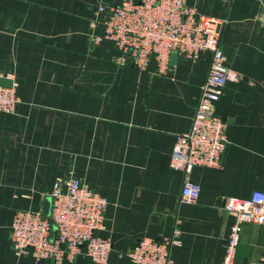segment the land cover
Segmentation results:
<instances>
[{"label": "crops", "instance_id": "obj_1", "mask_svg": "<svg viewBox=\"0 0 264 264\" xmlns=\"http://www.w3.org/2000/svg\"><path fill=\"white\" fill-rule=\"evenodd\" d=\"M115 0H0V78L19 97L0 112V264H54L16 254L10 232L17 210L43 212L57 178L72 175L106 199L107 264L142 238H167L178 221L176 264H221L230 228L227 197L264 191V0H188L218 19L227 83L216 115L227 123L220 168L195 167L197 203L181 202L183 173L169 166L178 134L189 130L210 55L178 58L159 72L121 64L120 51L93 26L97 4ZM234 263H264V225L244 223ZM62 264H94L85 252Z\"/></svg>", "mask_w": 264, "mask_h": 264}, {"label": "built area", "instance_id": "obj_2", "mask_svg": "<svg viewBox=\"0 0 264 264\" xmlns=\"http://www.w3.org/2000/svg\"><path fill=\"white\" fill-rule=\"evenodd\" d=\"M92 22L103 27V35L94 41L113 42L121 53L119 62H130L139 71L154 63L163 72L174 52L192 62L209 53V70L191 126L176 136L169 162L171 169L183 173L181 202L197 203L200 186L191 180L192 170L220 168L227 144V123L216 115V104L227 83L242 80L224 64L218 28L223 21L200 14L188 0H115L97 4ZM19 102L13 82L10 87L0 86V112L14 113ZM49 195V216L31 210L14 213L10 239L15 253L30 251L37 260L62 264L66 257L83 251L94 264H107L112 242L96 235L103 227L106 199L72 175L57 178ZM223 208L230 228L221 264H236L233 258L242 225H264V191L253 190L246 198H224ZM177 224L169 237L142 238L125 255L132 264H176L171 249L181 244Z\"/></svg>", "mask_w": 264, "mask_h": 264}, {"label": "water", "instance_id": "obj_3", "mask_svg": "<svg viewBox=\"0 0 264 264\" xmlns=\"http://www.w3.org/2000/svg\"><path fill=\"white\" fill-rule=\"evenodd\" d=\"M177 59V54L174 52L171 55V62L176 61ZM0 86H4V87H10L11 86V81L7 80L5 77L4 78H0ZM50 206H51V200L50 198L47 200L45 208L42 212L43 215L45 216H49L50 213ZM53 231L56 232V229L53 228Z\"/></svg>", "mask_w": 264, "mask_h": 264}]
</instances>
